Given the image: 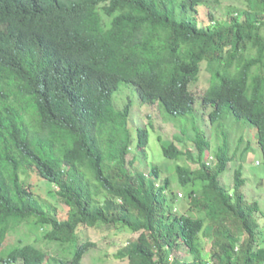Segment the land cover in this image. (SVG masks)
I'll use <instances>...</instances> for the list:
<instances>
[{
    "label": "trees",
    "instance_id": "16d2710c",
    "mask_svg": "<svg viewBox=\"0 0 264 264\" xmlns=\"http://www.w3.org/2000/svg\"><path fill=\"white\" fill-rule=\"evenodd\" d=\"M246 1L226 20L209 10L206 25L205 0H0V250L21 234L0 264H85L97 243L79 235L99 227L134 234L118 253L128 264H264L259 206L242 192V166L234 188L222 179L237 157L230 139L210 164L212 145L194 132L197 168H175L180 200L163 167L137 162L132 150L148 151L150 131H132L131 105L114 102L125 85L141 106L175 118L198 103L217 139L230 113L256 129L264 171V0ZM162 149L170 160L188 153L173 141ZM32 173L69 208L64 217L27 182Z\"/></svg>",
    "mask_w": 264,
    "mask_h": 264
},
{
    "label": "rangeland",
    "instance_id": "374dc122",
    "mask_svg": "<svg viewBox=\"0 0 264 264\" xmlns=\"http://www.w3.org/2000/svg\"><path fill=\"white\" fill-rule=\"evenodd\" d=\"M208 2L206 6L199 8V20L203 21L206 25L208 24L210 17H208L209 10L216 16L217 19L226 20V15L228 11L244 10L248 8V2L246 0H205ZM206 63L202 65L201 79H209V73L206 70ZM196 83H192L190 86L191 91H196V93L202 92L201 87ZM205 85V82L200 83V86ZM195 86V87H194ZM201 102L202 100L196 98V102ZM114 102L117 109L123 108L126 104L131 105V118L130 126L132 131L136 128L148 127L150 131V144L148 151L144 153L143 151L132 150V154L137 157V162L146 167L147 171L153 164L159 165L165 169L163 177L168 176L173 183V187L179 194V199H183L184 192L179 184L178 176L175 172V168L180 165L189 169L197 168L198 164L191 159L190 154L193 157L198 155V151L194 145L193 140L194 132H203L206 138L210 141L212 147L208 150L206 154V161L210 164H215L217 159L213 155L215 149L223 145L225 138L230 139V154L233 155L237 153L236 161L230 163L229 170H227L223 175V182L234 188L235 185V173L242 166L243 177L246 179V184L242 187V192L245 194L246 200L249 203L258 202L259 211L256 213L258 220L260 222L261 229L264 231V187H260L259 183L263 177V165H262V152L257 142V132L254 127L247 123L237 124L236 118L232 114H228L224 119L225 123L222 121L220 124L221 128L218 139L217 135L214 134V127L209 120V110L204 109L197 103L196 113L186 118H175L166 114L161 106H141L140 100L134 90V88L127 87L123 85L120 90L115 94ZM202 103V102H201ZM152 124V125H151ZM183 132L189 133V136L184 135ZM135 136V133L133 134ZM243 138V143L239 142V139ZM185 139V141H183ZM162 141H173L178 148L183 150L185 154L179 160H170L164 157L162 149ZM223 141V143H222ZM249 149L248 153L241 155V152L245 148ZM237 148H239L238 151ZM242 156V157H241ZM259 162L261 164H259ZM142 168V169H143ZM37 185L38 192L42 194V200L52 202L59 207V215L65 216L69 211L68 207H65L58 198L52 197L47 194V188L42 179L36 174L32 173L31 178L27 179ZM161 185L162 182H159ZM189 188L185 189V192H189ZM186 201H183L185 204ZM188 204L182 206L178 201L176 208L187 212V214H192L189 209H186ZM194 215V214H192ZM23 232L25 229L22 230ZM41 233V232H39ZM35 232L34 237H41V234ZM19 233H14L5 242L4 248L0 250V253H5L9 250L7 246L16 243L20 238ZM128 229L119 230L116 228H86L80 235V241L91 240L97 243L95 249L90 251L84 259L85 264H128L126 260H122L118 257L119 251L124 248L129 239L133 236ZM44 243V242H43ZM43 243H39L42 247H45ZM212 246V241L210 239L206 240V248L209 250ZM176 255L183 259H188L189 256L185 251H178ZM20 264V263H19Z\"/></svg>",
    "mask_w": 264,
    "mask_h": 264
}]
</instances>
